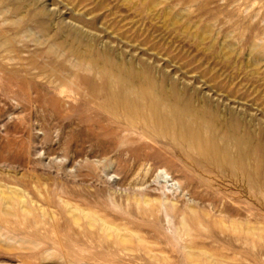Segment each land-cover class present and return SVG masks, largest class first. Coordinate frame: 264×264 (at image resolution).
Here are the masks:
<instances>
[{"label":"rangeland","instance_id":"rangeland-1","mask_svg":"<svg viewBox=\"0 0 264 264\" xmlns=\"http://www.w3.org/2000/svg\"><path fill=\"white\" fill-rule=\"evenodd\" d=\"M156 95L227 151L154 125ZM0 183L30 209L0 204V264H264V0H0Z\"/></svg>","mask_w":264,"mask_h":264},{"label":"bare ground","instance_id":"bare-ground-1","mask_svg":"<svg viewBox=\"0 0 264 264\" xmlns=\"http://www.w3.org/2000/svg\"><path fill=\"white\" fill-rule=\"evenodd\" d=\"M74 31H75V34H79V32H80V30H78L77 28ZM82 33H84V32L81 31L80 34H82ZM112 71H113V69H112ZM117 73L121 74L123 72L121 69H116V71L112 72V75L116 76ZM136 76H137V74H136ZM135 80H136V78H132L131 82L135 83ZM151 84H152L151 81L150 82L145 81V82L141 83V85L144 88H146L147 90H149L151 88ZM174 93H175V91H174ZM170 100H171L170 97L165 99L164 97H161V96L157 97V95L154 96L151 100H149V107H151V110L156 111L160 114L158 116V118L150 120L151 122L154 123V125H156L157 127L165 128L164 130H169V129H172L174 127V125L176 126V124L182 123L181 125H183V128L178 130V132H179L178 134H181L184 137L183 139H185L190 145H193L195 148L198 149V151H200L201 153H204L207 156L214 155V153L217 152V150H220L222 152L227 151V149H226L227 146L225 145V143H223L220 146L218 144V142H216L214 139H212L213 137H211L210 131L207 134L206 131L203 130L205 127L214 128V122H217V121L214 118L212 113H209V112L205 113L203 111H189L188 108L191 105L188 104V100L185 98L180 100L179 105H176L173 102L170 103ZM126 103L128 104L129 102H126ZM126 103H124V104H126ZM133 103L136 104L135 101ZM132 107L134 108L135 106H132ZM169 110L171 112L173 110H176L177 114L180 115V116H177V119L174 117L175 124L173 123L172 126L170 124H166L169 120V116L171 115L168 113ZM134 112L136 114L138 111H136L135 108H134V111H131L128 108L126 110V113H127L126 116L128 117V115H130L131 113H134ZM200 114H202V115H200ZM129 118H130V116H129ZM221 125H222V127H220L221 129L222 128H230L229 124L228 125L221 124ZM231 126H232V124H231ZM221 132L223 133V134L221 133V135L224 136V139L227 142L230 141L231 139H233L235 141L236 145L238 146V148H240L242 146V144L245 143V141L241 142L238 139L239 137L236 136V126H234L230 131H228L229 134H227V133L225 134L223 129L221 130ZM237 153H236L235 157H238V159H239V155H237ZM235 157L234 156L228 157L226 160L233 163V162H236ZM162 173H166V171L164 169H160V174H162ZM164 189H165V185H164ZM143 202L147 203L148 199L144 198ZM0 204L2 205V207L5 208V210L16 208V210L17 209L21 210L24 213L30 212V209L26 204L24 194L16 186H12V185L5 186V185H2L0 183ZM66 205L68 206L67 212L71 215L74 223H76L79 220V214L78 213H82L84 215V217H86V219H87V225L89 227L94 226V222L96 221V219H95V217H93V215L91 213H89L88 211H85L84 209H80L76 206L69 205L68 203ZM39 209H40L41 213L45 212V210L43 208L39 207ZM192 210H193V207H192ZM4 213H6V212L4 211ZM97 220L99 221V223H98L99 227H97L98 231L100 230V232L103 233V236H106V237L113 236L121 244L129 243L132 240L131 238H132L133 234L125 231L124 228H119L117 225L106 221L102 217H98ZM250 229H254V227H247V231H250ZM183 234H184V232H183ZM134 235L136 236L137 241L142 240V238L139 236V234L134 233ZM210 261L212 264H219V262H217L216 260H214L212 258L210 259Z\"/></svg>","mask_w":264,"mask_h":264}]
</instances>
